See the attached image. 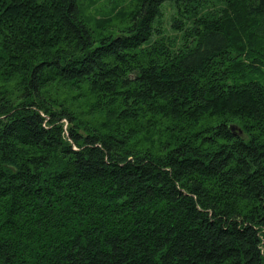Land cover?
<instances>
[{
	"label": "trees",
	"instance_id": "trees-1",
	"mask_svg": "<svg viewBox=\"0 0 264 264\" xmlns=\"http://www.w3.org/2000/svg\"><path fill=\"white\" fill-rule=\"evenodd\" d=\"M114 12L0 0V264H264V0Z\"/></svg>",
	"mask_w": 264,
	"mask_h": 264
},
{
	"label": "rangeland",
	"instance_id": "rangeland-1",
	"mask_svg": "<svg viewBox=\"0 0 264 264\" xmlns=\"http://www.w3.org/2000/svg\"><path fill=\"white\" fill-rule=\"evenodd\" d=\"M81 8L90 17L88 20L90 23L93 21H101L104 23L114 22L115 21V8L122 0H79ZM161 15H160V23L167 33H173L174 30L171 29L168 25L171 14H173V7L165 5V3L161 4ZM179 37L176 38L178 40ZM63 130H66V120H63L62 123Z\"/></svg>",
	"mask_w": 264,
	"mask_h": 264
},
{
	"label": "water",
	"instance_id": "water-1",
	"mask_svg": "<svg viewBox=\"0 0 264 264\" xmlns=\"http://www.w3.org/2000/svg\"><path fill=\"white\" fill-rule=\"evenodd\" d=\"M234 125L232 123L229 124V127H233Z\"/></svg>",
	"mask_w": 264,
	"mask_h": 264
},
{
	"label": "built area",
	"instance_id": "built-area-1",
	"mask_svg": "<svg viewBox=\"0 0 264 264\" xmlns=\"http://www.w3.org/2000/svg\"><path fill=\"white\" fill-rule=\"evenodd\" d=\"M63 120H64V118H63ZM64 132H65V130H64Z\"/></svg>",
	"mask_w": 264,
	"mask_h": 264
}]
</instances>
